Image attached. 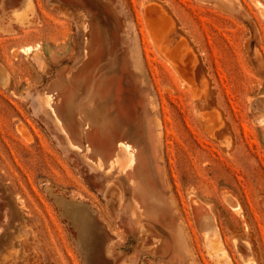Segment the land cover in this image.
<instances>
[{"label":"rangeland","instance_id":"rangeland-1","mask_svg":"<svg viewBox=\"0 0 264 264\" xmlns=\"http://www.w3.org/2000/svg\"><path fill=\"white\" fill-rule=\"evenodd\" d=\"M0 264H264V0H0Z\"/></svg>","mask_w":264,"mask_h":264},{"label":"bare ground","instance_id":"bare-ground-1","mask_svg":"<svg viewBox=\"0 0 264 264\" xmlns=\"http://www.w3.org/2000/svg\"><path fill=\"white\" fill-rule=\"evenodd\" d=\"M156 9V8H155ZM156 11H157V9H156ZM150 12V11H149ZM152 12H155L153 9H152ZM160 31L158 32V34H159V38L161 39V37L163 38V35L165 34V29L164 28H162V30L161 29H159ZM162 40V39H161ZM159 43H160V41H159ZM184 44V43H183ZM27 50H29V49H27ZM119 147H120V151H122V152H125V154L127 153V148L124 146V145H122L121 143L119 144ZM129 160V159H128ZM127 160V161H128ZM216 247V246H215Z\"/></svg>","mask_w":264,"mask_h":264}]
</instances>
